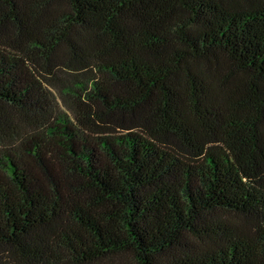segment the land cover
I'll return each mask as SVG.
<instances>
[{"label":"trees","instance_id":"obj_1","mask_svg":"<svg viewBox=\"0 0 264 264\" xmlns=\"http://www.w3.org/2000/svg\"><path fill=\"white\" fill-rule=\"evenodd\" d=\"M0 264H264V0H0Z\"/></svg>","mask_w":264,"mask_h":264}]
</instances>
